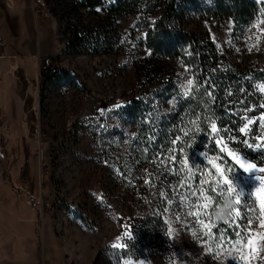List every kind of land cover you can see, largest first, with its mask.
<instances>
[{"label":"rangeland","instance_id":"374dc122","mask_svg":"<svg viewBox=\"0 0 264 264\" xmlns=\"http://www.w3.org/2000/svg\"><path fill=\"white\" fill-rule=\"evenodd\" d=\"M141 2L0 0V258L16 254L1 240L26 223L36 264H264V173L222 158L264 167V80L247 72L264 68V2L240 27L204 3L182 16L236 75L212 88L216 132L193 71L150 53L143 35L159 7ZM180 91L194 104H176ZM132 97L151 116L146 137L122 110ZM241 140L261 148L230 142ZM24 158L33 194L15 180Z\"/></svg>","mask_w":264,"mask_h":264},{"label":"trees","instance_id":"16d2710c","mask_svg":"<svg viewBox=\"0 0 264 264\" xmlns=\"http://www.w3.org/2000/svg\"><path fill=\"white\" fill-rule=\"evenodd\" d=\"M127 1L115 0L114 5L118 3L120 5H126ZM148 3H152V6L148 7ZM203 3L211 7L212 11L231 18L237 27L247 25V23L253 20L261 5L259 0H211V2L209 0H159L156 4L155 0H143L141 5L143 7L145 6V10L146 8L153 9V5L157 8L159 7L154 12V14L157 13L156 18L152 20L151 26H145L143 35L144 41L150 49V53L165 59L174 58L193 71L196 79L195 82L199 84V90L202 89L206 96L203 98L201 110L205 109L208 114L209 121L206 124L207 129L210 130L212 124H218V127L220 126L217 118L218 110H216L215 103L218 101L220 97L218 95H220L222 89H212L215 85L219 84L215 80L220 78L224 82H227V77L233 78L236 75L218 52L215 42L211 39L206 41L198 40L192 32L180 26L184 11L191 8L197 10ZM247 72L253 80H264V68L251 67ZM205 85H208V87H205ZM195 92L199 93L198 91ZM183 94V92H179L176 104L184 107L187 104H194V97L189 95L186 98ZM187 99L190 102H186ZM122 110L129 116L135 127H137L138 134L143 132L146 137L148 132L146 131L147 124L150 121L149 119H151L147 105L145 103L142 104L141 101H136L132 97L131 102L123 106ZM24 159L20 169V175L15 180L24 188L22 191L33 194L35 192L33 181L34 173L28 167V160L26 158ZM4 167L5 176L7 174V177L12 179L13 176L9 168L7 165ZM4 182H6V179ZM16 191L20 192V190Z\"/></svg>","mask_w":264,"mask_h":264},{"label":"snow or ice","instance_id":"6c2138e0","mask_svg":"<svg viewBox=\"0 0 264 264\" xmlns=\"http://www.w3.org/2000/svg\"><path fill=\"white\" fill-rule=\"evenodd\" d=\"M209 2H211V0H209ZM192 85V81H191V84L189 85V86H191ZM205 87H208V85H205ZM196 91H199V89H196ZM261 91H264V87H262L261 88ZM189 95H190V93H189V91H185L184 92V94H183V96L184 97H189ZM249 111H252V109H249ZM249 123H252L251 121H249ZM247 128H248V125H245V127H243V128H239L238 129V132L239 133H246V130H247ZM212 131L213 132H216L217 131V129H216V126H215V124H213L212 125ZM223 131L225 132V134H227L228 132H229V129H223ZM231 143H243L244 144V147H246V148H251L253 151H257V150H259L260 148H261V145L260 144H256V145H252V144H249L246 140H241V141H230ZM215 143H220V141H215ZM221 151H222V149H221ZM260 155H264V151H261L260 153H259ZM231 158V161H235V164L236 165H239L241 168H243L244 170H245V172H249V171H258L259 173H264V167H260V168H258L257 169V165L255 164V163H244V160L241 158V156H238V155H236L235 153H233V152H231V151H229L227 154H226V156H224V157H222L223 159H227V158ZM246 159V158H245ZM230 161V162H231ZM173 162H177L178 163V161L177 160H174ZM195 166V165H194ZM215 170L216 171H220V164H216L215 165ZM222 174V173H221ZM197 175H199V173H197ZM233 177H234V174H233ZM256 179H261V177H255ZM229 184H231L232 183V181H228V178L227 177H225L224 178ZM228 191L229 192H231L232 191V189H231V187H229V189H228ZM261 193H264V188H261L260 190H258L257 191V195L259 196V195H261ZM214 195H216V193L214 192L213 193ZM251 195V193L249 192V193H246L245 192V190L242 188V187H240L239 188V196L240 197H245V196H250ZM219 197L217 196V199H218ZM179 202H177V204H178ZM254 203V202H253ZM261 204H262V206H264V198H262V200H261ZM239 207H241V208H243L244 209V215L241 217V221H244V220H247V218H248V215H249V213H248V208H249V204H248V202H247V200H245V203L244 204H242V205H239ZM237 215H239V213H237ZM224 223H229V221H224ZM249 243H251V241H249ZM110 247H113V248H118L119 247V245H112V246H110ZM112 255H114V256H119V253H112ZM212 255H215L214 253H212ZM116 264H119V260H118V258H117V260H116Z\"/></svg>","mask_w":264,"mask_h":264},{"label":"crops","instance_id":"0c3cea01","mask_svg":"<svg viewBox=\"0 0 264 264\" xmlns=\"http://www.w3.org/2000/svg\"><path fill=\"white\" fill-rule=\"evenodd\" d=\"M33 232L30 226L25 223L21 229V238L16 240L14 238L15 234H12V236L8 235L9 237L2 239L1 241H5L8 240V238H11V241H8V243L10 244L12 251H15L16 254L12 257H8V259L6 258L7 256H2V258H0V262L4 264H36L37 261L39 262V259L36 256L37 251L36 253H33L29 250V248L33 245V240L35 238ZM23 240H26V242ZM3 243L4 242L0 243L1 251H3L5 247ZM40 249H42V247Z\"/></svg>","mask_w":264,"mask_h":264},{"label":"clouds","instance_id":"9594fccd","mask_svg":"<svg viewBox=\"0 0 264 264\" xmlns=\"http://www.w3.org/2000/svg\"><path fill=\"white\" fill-rule=\"evenodd\" d=\"M231 206V201H228L224 206H223V216L221 218H227L228 212L230 210ZM131 264V262H129Z\"/></svg>","mask_w":264,"mask_h":264},{"label":"built area","instance_id":"2783aa9c","mask_svg":"<svg viewBox=\"0 0 264 264\" xmlns=\"http://www.w3.org/2000/svg\"><path fill=\"white\" fill-rule=\"evenodd\" d=\"M28 201H30L31 206L34 208L39 204V202L37 200H34V198L32 196L28 197Z\"/></svg>","mask_w":264,"mask_h":264}]
</instances>
